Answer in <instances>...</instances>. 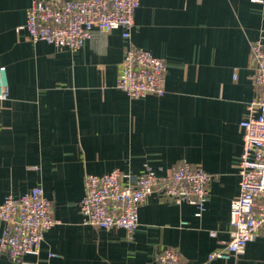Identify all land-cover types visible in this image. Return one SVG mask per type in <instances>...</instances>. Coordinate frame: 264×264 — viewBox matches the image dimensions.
I'll list each match as a JSON object with an SVG mask.
<instances>
[{"label": "crops", "instance_id": "obj_1", "mask_svg": "<svg viewBox=\"0 0 264 264\" xmlns=\"http://www.w3.org/2000/svg\"><path fill=\"white\" fill-rule=\"evenodd\" d=\"M31 4L0 0V68L9 84L0 104V203L40 186L59 223L38 255L16 263L0 253V264H157L165 247L188 264H264V235L241 259L208 261L230 239L240 193V124L256 94L251 42L264 35V0H141L129 40L120 29L95 30L78 51L19 30ZM129 42L166 61L164 96L131 99L117 88ZM183 162L213 176L201 216L190 202L155 192L133 239L83 224L87 174L151 168L164 176Z\"/></svg>", "mask_w": 264, "mask_h": 264}, {"label": "built area", "instance_id": "obj_2", "mask_svg": "<svg viewBox=\"0 0 264 264\" xmlns=\"http://www.w3.org/2000/svg\"><path fill=\"white\" fill-rule=\"evenodd\" d=\"M141 0H32L25 30L33 42L45 41L56 49L78 51L95 30L120 29L129 40ZM251 78L256 90L241 121L243 149L238 171L240 193L231 202L230 239L221 243L208 261L241 259L249 242L264 235V35L251 42ZM167 63L150 50L129 42L117 88L131 99L166 93ZM9 99L6 67L0 68V104ZM213 176L200 165L183 162L170 174L159 176L149 168L140 176L120 169L102 175L87 174L79 204L84 225L98 229H124L133 239L139 227L140 208L155 192L177 202L188 201L201 216L207 208ZM0 253L16 263L28 254L38 255L47 231L59 221L53 201L37 186L19 196L7 195L0 203ZM186 224V223H185ZM216 236V232H212ZM157 264H188L173 247L160 249Z\"/></svg>", "mask_w": 264, "mask_h": 264}]
</instances>
